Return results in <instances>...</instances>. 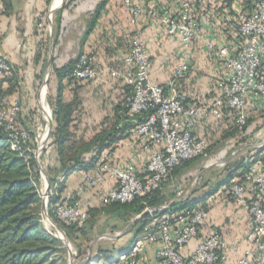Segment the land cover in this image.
Instances as JSON below:
<instances>
[{"label":"built area","instance_id":"2783aa9c","mask_svg":"<svg viewBox=\"0 0 264 264\" xmlns=\"http://www.w3.org/2000/svg\"><path fill=\"white\" fill-rule=\"evenodd\" d=\"M117 1L135 31L125 34L128 48L122 70L106 71L131 90L126 100L134 123L131 137L148 155L140 163L112 165L113 154L103 152L78 193L109 180L113 186L103 202L126 204L160 190L182 162L209 157L223 141L219 131L210 139L196 134L195 129L209 118L221 119L226 109L236 118L230 132L241 133L250 116L264 113V0ZM141 25L153 26L161 41L173 46L163 65L169 75L164 85L151 79L152 58L138 29ZM94 63L86 54L79 56L73 76L95 80L99 74ZM197 64L202 71L192 76ZM12 71L7 57L0 55V79ZM185 80L191 86L205 82L208 90L203 102L194 90L181 91ZM24 112L21 100H10L0 88V132L7 136L12 151L20 152L29 140V134L16 124ZM255 138L256 134L249 142ZM251 155L243 159L241 181L232 182L229 189L234 204L250 218V228L242 238L228 242L218 229H209V214L201 206L171 213L168 204L159 210L162 219L133 239L128 254L120 256V264H146L148 246H156L155 264H264V163ZM40 175L41 198L47 207L55 188L47 189ZM52 212L57 221L78 228L88 220L79 200L74 204L62 201ZM193 242L192 251L185 254Z\"/></svg>","mask_w":264,"mask_h":264},{"label":"trees","instance_id":"16d2710c","mask_svg":"<svg viewBox=\"0 0 264 264\" xmlns=\"http://www.w3.org/2000/svg\"><path fill=\"white\" fill-rule=\"evenodd\" d=\"M73 1L75 0H66L65 7ZM108 1L102 0L96 8V13L86 30L85 37H88L93 31ZM109 39L112 42H110L111 44L108 43ZM100 41L102 45L107 46L105 50L109 49L110 52L115 53L118 51L119 53L117 65L114 64V60L108 62L105 59L101 64L104 63L116 70H122L123 57L128 48L125 35L107 36ZM56 43L57 36L54 34V45ZM84 53V51H80L75 59L69 60L62 66H52L54 92L52 95L47 96L51 110L52 129L48 137L50 143L46 144L49 145L51 154L49 158L45 157L46 152L44 151L39 155V163L41 164L44 160V165L38 164V158L35 157L33 152L36 127L42 123L40 114H37L36 110L28 112L33 115L32 119L27 117L29 114L24 113L19 114L17 118V129L29 134V140L21 147L20 152L12 151L7 144V136L0 132V264L65 263L66 251L62 242L52 233L46 231L39 221L38 209L42 201L40 167L49 182V190L55 188V194L48 198L46 211L54 223L59 224L66 230L65 234L69 241L76 240L77 235L81 233L87 238L88 234L84 233L86 226L99 214L110 215L125 226L133 222L131 231L136 233V236L140 235L146 228L152 229V223L161 220L164 216L159 210L170 203L169 211L171 213L181 212L188 207L201 206L209 214L207 200H193L189 197L180 201L177 197L178 192L183 195V191L186 189L183 182L185 175L203 160L208 159L194 158L184 161L176 167L160 190L153 191L144 197H137L130 203H104L103 199L107 195L105 194L99 197L98 208H89L82 204V210L88 215V220L82 228L75 225H66L55 219L52 211L57 204L62 201L74 204L78 200V188L74 191H66L63 183L57 184L60 178L65 180L75 171L90 174L97 158L105 151L113 154L110 164L116 165L115 152L119 148V144L124 141L142 152L139 156L141 161H144L148 155L144 152L143 146L131 137L134 123L129 117L126 107V100L131 96V90L118 79L111 81L120 90V93L113 96L112 99L110 97L104 99L111 106L110 113H107L95 126L87 128L82 123L84 113L79 93L83 86L97 79L83 81L77 80L73 76L77 58ZM192 70L191 75L194 76L201 72L202 68L197 64L193 65ZM11 75L12 73L7 75L6 78ZM50 87L51 85H49ZM193 88L194 86H191L187 80L181 82V91L187 92L194 90ZM4 95L7 96V94ZM65 95L70 100H67ZM235 119V114L223 109L221 119L209 118L195 129L196 134L199 137L210 139L214 133L219 131L223 133L221 144L233 143L234 148H238L248 145L250 143L249 138L264 127V113H257L246 120L241 133L236 130L230 132ZM82 124L83 129H80L79 127ZM86 129L87 131L84 132L83 130ZM148 146L153 148L151 144H148ZM214 153L216 151L213 149L210 154ZM255 153L260 155V159L264 163V149L255 151ZM212 156L210 155V157ZM243 159L244 156L234 163L226 164L225 172L227 176L222 181L219 180L210 184L205 194L206 197L215 196L219 192L218 189L223 188L220 197L235 205L229 189L232 182H240L243 177L245 172ZM234 179L236 180L234 181ZM66 197H69V199L66 200ZM146 209L151 210L152 213L145 212ZM90 224H92V229H90L92 231L94 226L93 223ZM74 246L77 253L81 254L82 247L79 244ZM110 253V249L104 250L98 247L96 253L85 264H95L100 261L110 263L108 260ZM124 254H128V252ZM118 264H120L119 261Z\"/></svg>","mask_w":264,"mask_h":264},{"label":"crops","instance_id":"0c3cea01","mask_svg":"<svg viewBox=\"0 0 264 264\" xmlns=\"http://www.w3.org/2000/svg\"><path fill=\"white\" fill-rule=\"evenodd\" d=\"M101 1L75 0L65 7L66 0H0V55L7 57L13 68L12 75L14 76L0 79V88L10 100H21L25 114L35 110L37 114L41 115L49 113L44 104L46 73L53 65L56 66L58 63L62 66L69 61L68 57L65 60L63 59L64 56L66 57V51L74 52V56L77 57L80 51L86 52L96 48L100 50L101 46L107 47L102 45L100 41L104 37L121 36L135 31V26L124 15L121 4L117 0H109L93 31L88 37H85L86 30L90 26L96 8ZM138 29L146 41L147 49L152 58L151 79L164 85L169 75L163 69V65L169 59L173 46L168 42L161 41L159 38L160 33L153 26L141 25L138 26ZM54 34L57 36L55 45ZM110 42L109 39L108 43L111 44L112 42ZM60 52H63V56L56 58ZM114 54H117V57L119 56L118 51ZM106 55L103 52V59L106 61L111 62L114 60L107 58ZM108 56L110 55L108 54ZM103 67L106 68L104 74L100 75L94 82L83 86L79 93L84 113L82 123L87 128L95 126L107 113H110L111 106L104 99L106 97L112 99L113 96L120 93V90L111 81L116 78L106 73V70L112 67L105 64ZM193 89L197 96L199 95V102H203L208 90L205 82L196 84ZM65 98L70 100L66 95ZM47 118L45 116L44 122L46 123V132H49V127L52 129V123ZM83 124L80 125V129H83ZM42 142L50 143L48 138L43 139ZM118 147L114 156L117 164L140 163L139 156L142 154L140 150H136L126 141L120 143ZM243 149L244 147L234 148L233 143L220 144L214 148L217 154L215 161L218 158V164L224 167L218 181H222L227 176L225 172L226 164L234 163L237 159L242 158L245 152V149L244 152L242 151ZM88 174L75 171L67 179L60 178L59 180L64 184L66 191H74L76 188L79 190L84 185ZM112 186L113 183L108 180L101 187L87 188L83 193L77 194L78 200L89 208H98L99 197L107 194ZM222 189H218L219 192L211 198L205 195L208 188L201 191L195 188L190 196L178 192L181 195L178 196L177 193V197L180 201L189 197L193 200H207L206 203H209V229H218L222 237L231 242L242 238L248 232L250 218L241 208L220 197ZM130 225L132 226L133 222L126 225V227ZM135 234L133 232L128 241L132 242L136 237ZM195 243L193 242L186 249L185 254L192 251ZM155 249L156 246L147 247L145 253L146 264H155ZM114 252L116 250L111 251L108 256L110 263L100 261L95 264H118L120 256L127 251L120 252L118 257L113 256Z\"/></svg>","mask_w":264,"mask_h":264},{"label":"rangeland","instance_id":"374dc122","mask_svg":"<svg viewBox=\"0 0 264 264\" xmlns=\"http://www.w3.org/2000/svg\"><path fill=\"white\" fill-rule=\"evenodd\" d=\"M105 49H106L105 47L101 46L100 50L96 48L94 50H89L84 53L94 60L95 62L94 69L98 72L99 76L103 75L105 71L104 69H106L105 67L101 66L103 65V63L101 64V62L103 61L104 51L107 54L106 55L107 58L114 59V64L116 65L118 64L117 58L119 56L117 57V54L110 52L109 49L107 50ZM110 49L112 48L110 47ZM62 53L63 52H60V54L57 55L56 58L58 57L60 58L61 56H63ZM108 54L110 56H108ZM67 57H68V60L76 58V56H74V52H69V51H66V57L64 56L63 59L65 60ZM56 66H60V65L57 63ZM108 69L116 70L115 68H108ZM51 70H52V67L47 70L48 72L46 73V80H45L46 96H45L44 104L46 105L49 111V113L47 112L46 114L47 117H50L49 115L51 114V110H50L49 103H48L49 99L47 96L52 95L54 92V80L52 78ZM43 71L45 75V68L43 69ZM106 73H109V72L106 71ZM49 85H51L50 88H49ZM28 114L29 116L27 117H29V119H32L33 115L31 113H28ZM43 118L45 119V117L40 114V119L42 123L39 124L38 127H36V132L34 136L35 146L33 148V152L36 154L37 150H39L38 155H41V153L44 151L46 152L45 157L49 158L51 154L49 145H46L47 142H44V143L42 142L43 139H46L49 137L48 132H46V123L44 122ZM83 131L86 132L87 129ZM39 144H40V147H39ZM244 149H245V152H244ZM244 149L242 150L244 152L243 156H249L253 153L251 155L252 157L260 158V155H257L254 150L261 151L264 149V127H262L256 132V138L253 140L252 143H248V145H246ZM210 155H213V156L210 157ZM210 155H209L210 158L208 157V159L203 160L198 166H196L192 171H190L189 173L185 175L183 182L186 185V189L183 192L186 196L187 195L190 196L191 193L194 192L195 188H198V190L200 191L205 190L210 186V184L214 183L215 181H218V178L223 172L224 167H221V165L218 164L219 162L218 158L215 161V158L217 157L216 153L210 154ZM39 159L40 158L38 157V163H39ZM39 165H44V160L41 164L39 163ZM42 190H43V186L41 184L40 194H42ZM41 200L43 199L41 198ZM146 212L149 214L152 213L150 211H146ZM38 217H39V221L42 227L46 231L52 233L60 242H62L65 248V251H66L64 264H85L87 262L86 260L90 259L96 253L98 247L104 250H108V249H110L111 251L116 250V252L113 253L114 254L113 256H116V257H118V254L120 252H126L131 247V242L128 240L133 234V232L131 231L132 226L130 225L126 227L118 219L110 215L99 214L95 219L89 222V224H87L86 226L84 233H87L88 237L85 238L81 233L80 235H77L78 237L74 241L68 240L65 234L66 230L63 229L59 224L53 222L54 223L53 225L57 227L58 229L57 230L53 227L51 223L48 222V220L45 218V216L42 213V201L40 202V206L38 209ZM90 223H93V226H94L92 231L90 230L92 229V224ZM76 244H79L82 247L81 254L77 253L75 246H74Z\"/></svg>","mask_w":264,"mask_h":264},{"label":"water","instance_id":"95a60500","mask_svg":"<svg viewBox=\"0 0 264 264\" xmlns=\"http://www.w3.org/2000/svg\"><path fill=\"white\" fill-rule=\"evenodd\" d=\"M48 120H50V117H48ZM49 132H48V135H49V133H50V131H51V127H49ZM40 173L43 175V177H44V180H45V183H46V187H47V189L49 188V182H48V180L46 179V177H45V174H44V171L42 170V168L40 167ZM47 194V193H46ZM42 213H43V215L45 216V218L48 220V222L49 223H51L52 225L54 224L53 223V221L48 217V214H47V211H46V204H45V201L44 200H42ZM53 227L55 228V229H57V227L55 226V225H53ZM58 230V229H57ZM87 261V260H86Z\"/></svg>","mask_w":264,"mask_h":264},{"label":"bare ground","instance_id":"6f19581e","mask_svg":"<svg viewBox=\"0 0 264 264\" xmlns=\"http://www.w3.org/2000/svg\"><path fill=\"white\" fill-rule=\"evenodd\" d=\"M47 113H45L44 115L47 117V115H46ZM48 119V118H47Z\"/></svg>","mask_w":264,"mask_h":264}]
</instances>
